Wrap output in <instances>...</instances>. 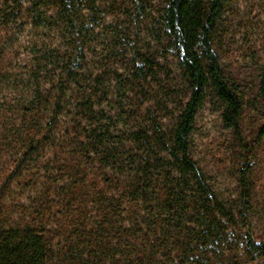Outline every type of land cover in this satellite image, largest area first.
<instances>
[{"label": "trees", "instance_id": "obj_1", "mask_svg": "<svg viewBox=\"0 0 264 264\" xmlns=\"http://www.w3.org/2000/svg\"><path fill=\"white\" fill-rule=\"evenodd\" d=\"M222 2L155 0L148 25L123 19L107 37L97 0H0L3 24L24 10L35 31L0 85V192L15 177L25 200L0 210V264H50L52 230L61 260L74 251L79 264H151L159 245H189L231 215L188 140L207 89L240 136V97L214 48ZM137 6L123 18L134 22ZM257 94L264 107V65ZM243 245L249 259L264 255L248 232Z\"/></svg>", "mask_w": 264, "mask_h": 264}, {"label": "rangeland", "instance_id": "obj_2", "mask_svg": "<svg viewBox=\"0 0 264 264\" xmlns=\"http://www.w3.org/2000/svg\"><path fill=\"white\" fill-rule=\"evenodd\" d=\"M136 1L135 21L130 17L123 18L122 9ZM97 2L102 5L104 24L114 22V25L103 27L107 37L111 34L107 33L108 30L121 33L123 19L135 27L148 25L155 5V0ZM24 13V10L19 11L14 25L6 26L0 21V85L11 69L21 64L27 51L26 40L35 32L28 27ZM213 32L214 48L223 74L236 87L240 97V136L222 124L221 101L207 89L201 105L194 112L188 133L189 153L201 167L215 197L231 215L217 214L218 220L197 233L189 245L181 246L176 242L168 244L167 248L159 245L157 249L163 250H158L151 264L264 263V255L249 259L243 245L245 232L255 242L264 244V133H259L264 107L257 94L258 77L264 65V0H223ZM244 165L247 168V191L242 196L239 177ZM15 181V177L8 179V188L0 192L2 211L6 206L16 211V200H24L22 194L16 195ZM15 215L17 213L12 217ZM50 235L52 250L49 263L79 264L74 251L65 253L61 260L58 249L63 240L55 230ZM116 259L117 255L111 260L105 258L102 263L118 264Z\"/></svg>", "mask_w": 264, "mask_h": 264}]
</instances>
